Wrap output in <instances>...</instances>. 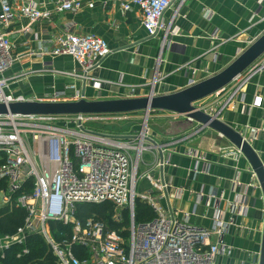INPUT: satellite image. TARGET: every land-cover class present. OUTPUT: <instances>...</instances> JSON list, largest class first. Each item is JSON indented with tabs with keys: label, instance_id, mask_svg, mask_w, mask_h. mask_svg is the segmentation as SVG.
Returning <instances> with one entry per match:
<instances>
[{
	"label": "built area",
	"instance_id": "obj_1",
	"mask_svg": "<svg viewBox=\"0 0 264 264\" xmlns=\"http://www.w3.org/2000/svg\"><path fill=\"white\" fill-rule=\"evenodd\" d=\"M96 1L57 0L50 10L34 0H0V103L34 101L6 91L9 81L5 75L16 58L10 37L15 20L26 19L30 24L49 22L55 14L77 13L84 2L94 8ZM187 1L129 0L122 7L129 11L137 6L148 35L161 39L163 48ZM174 5L172 18L164 20ZM46 53L72 57L91 69L108 58L112 49L96 35L69 29L53 38L49 50L41 48L40 55ZM52 66L50 60L43 62V68ZM263 71L264 56L227 89L212 96L214 103L197 107L224 121L225 112L248 82ZM93 86L100 89V83ZM82 98L85 96L80 92L71 96L60 90L38 101L72 102ZM136 114L0 116V181L4 184L0 206L25 211L24 222L15 232L0 234V259H6L14 247L20 248L18 257L28 255L27 244L32 236L46 242L57 264H215L219 255L231 253L224 241L228 224L221 218L214 220L211 230L190 227L192 213L166 209L162 203L168 198L169 185L163 180V172L170 164L171 145L195 138L208 128L184 116L164 113L175 119L183 117L195 123L196 128L180 138L161 142L148 127L155 112H140L142 124L128 132L112 133L99 128L129 121ZM232 151L235 158L242 157L235 147ZM188 153L197 161L209 163L205 155L199 156L198 150L190 149ZM140 181L150 187L138 194ZM138 201L152 211L151 220L137 221ZM87 204H105L110 209L105 219L96 214L81 219L79 207ZM232 206L242 208L240 195L235 196ZM212 237L216 238L214 243Z\"/></svg>",
	"mask_w": 264,
	"mask_h": 264
},
{
	"label": "crops",
	"instance_id": "obj_2",
	"mask_svg": "<svg viewBox=\"0 0 264 264\" xmlns=\"http://www.w3.org/2000/svg\"><path fill=\"white\" fill-rule=\"evenodd\" d=\"M34 1L53 10L57 0ZM127 1L97 0L94 8L84 2L77 13L55 14L49 22L16 19L10 28L16 58L5 75L6 91L34 101L60 90L71 96L80 92L87 100L144 97L156 77L155 94L156 89L170 94L219 73L264 33V0H188L162 50L160 39L151 38L145 30L141 10L132 6L124 11L122 4ZM175 10L174 5L164 20L169 21ZM69 29L104 39L112 54L91 69L69 56L40 55L42 47L49 50L53 38ZM48 60L53 66L43 68ZM73 72L77 75H66ZM96 82L99 90L93 86ZM179 119L196 128L195 123ZM223 119L264 158V71L248 82ZM190 149L205 155L209 163L195 160ZM232 150L231 143L210 129L171 145L170 164L163 172L168 198L162 203L166 209L192 213L190 227L211 230L216 218L228 224L224 241L231 253L219 255L215 264H258L264 201L248 162L243 156L235 158ZM236 195L242 197V208L233 209Z\"/></svg>",
	"mask_w": 264,
	"mask_h": 264
},
{
	"label": "water",
	"instance_id": "obj_3",
	"mask_svg": "<svg viewBox=\"0 0 264 264\" xmlns=\"http://www.w3.org/2000/svg\"><path fill=\"white\" fill-rule=\"evenodd\" d=\"M163 50V48H161ZM264 56V33L241 52L235 60L219 73L170 94H155L154 77L149 94L144 97L87 100L72 102L26 101L6 105L0 103V116H81L128 114L140 112L172 113L184 116L196 124L221 135L231 143L248 162L251 175L261 190L264 201V162L241 131L225 121L209 115L196 104L227 89L239 76L249 70ZM157 72V70H156ZM258 264H264V226Z\"/></svg>",
	"mask_w": 264,
	"mask_h": 264
},
{
	"label": "trees",
	"instance_id": "obj_4",
	"mask_svg": "<svg viewBox=\"0 0 264 264\" xmlns=\"http://www.w3.org/2000/svg\"><path fill=\"white\" fill-rule=\"evenodd\" d=\"M4 188V184L0 181V191ZM109 205H81L79 207V216L81 219L89 217L91 214H96L97 218L105 219ZM153 218V213L149 207L138 201L136 203V219L142 223ZM25 219V211L12 208L10 206H0V234L13 233L20 227ZM28 255L18 257L20 248H12L6 259H0V264H57L51 249L46 242L39 236L29 238Z\"/></svg>",
	"mask_w": 264,
	"mask_h": 264
},
{
	"label": "rangeland",
	"instance_id": "obj_5",
	"mask_svg": "<svg viewBox=\"0 0 264 264\" xmlns=\"http://www.w3.org/2000/svg\"><path fill=\"white\" fill-rule=\"evenodd\" d=\"M259 37V36H258ZM161 43V39H160ZM162 46V45H161ZM163 94L164 90H158L156 89V94L160 95ZM135 97L134 94L132 96H127L124 98H132ZM214 103V97H210L204 101H201L196 104L198 107H204L206 105H209V103ZM163 114V115H162ZM143 115L142 114H136L133 116V118L129 121L117 123V124H108V125H100V130L107 131V132H128L131 129L135 128L138 129L140 124L143 122ZM186 121L184 119H178V120H170L164 116V113H155L152 115L148 122V127L152 130L153 134L158 138V140L163 139L165 137H173V138H180L183 136V134H187L188 131H191V127L187 125ZM194 124V123H192ZM191 126V125H190ZM262 159V158H261ZM264 162V158L262 159ZM149 186L146 184L144 186L143 181L139 182L137 192L140 194L142 191L148 190ZM35 264H38L35 263Z\"/></svg>",
	"mask_w": 264,
	"mask_h": 264
}]
</instances>
